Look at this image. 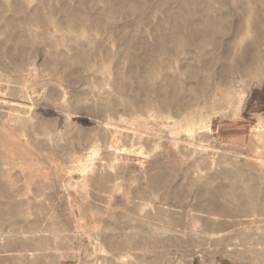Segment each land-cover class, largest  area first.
<instances>
[{
    "label": "rangeland",
    "instance_id": "374dc122",
    "mask_svg": "<svg viewBox=\"0 0 264 264\" xmlns=\"http://www.w3.org/2000/svg\"><path fill=\"white\" fill-rule=\"evenodd\" d=\"M264 264V0H0V264Z\"/></svg>",
    "mask_w": 264,
    "mask_h": 264
},
{
    "label": "crops",
    "instance_id": "0c3cea01",
    "mask_svg": "<svg viewBox=\"0 0 264 264\" xmlns=\"http://www.w3.org/2000/svg\"><path fill=\"white\" fill-rule=\"evenodd\" d=\"M191 264H226L223 260L222 261H212V262H209V263H207V262H205V261H197V262H195L194 260H193V262L191 263Z\"/></svg>",
    "mask_w": 264,
    "mask_h": 264
}]
</instances>
